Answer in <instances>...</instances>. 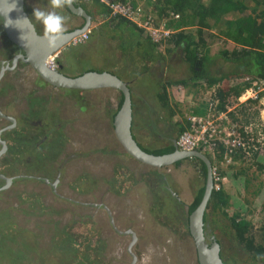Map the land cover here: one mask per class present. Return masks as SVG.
<instances>
[{
	"label": "rangeland",
	"instance_id": "1",
	"mask_svg": "<svg viewBox=\"0 0 264 264\" xmlns=\"http://www.w3.org/2000/svg\"><path fill=\"white\" fill-rule=\"evenodd\" d=\"M26 2L31 8L47 6V0ZM61 11L69 17L67 30L80 21L64 9ZM93 38L94 35L84 45L58 52L64 72L77 73L88 64H95L89 57L78 56L89 52ZM2 40L0 37V44L5 46ZM212 40L230 50L235 46L217 36ZM3 49L0 47V60ZM92 56L104 61L100 51ZM178 67L180 73L187 69ZM175 72L170 70L168 76L176 77ZM34 76L29 68L13 70L5 72L0 83V111L16 119L13 129L21 122L29 124L18 136L25 142L29 161L18 158V146L9 154V164L0 163L4 176L23 178H14L17 180L0 192V264H131L132 236L128 230L136 237L130 247L136 255L134 264H198L185 223L188 207L202 183L195 161L187 159L179 166L161 168L139 163L122 150L113 134L109 109L114 105L107 99L111 91L69 92L39 83ZM242 82L230 80L228 84ZM252 82L249 87L257 92V98L246 100L242 96L244 90L240 99L233 97L222 124L225 132L230 128L245 132L239 131L242 144L235 148L243 156L235 159L233 152L230 161L223 156L212 159L223 178L226 202L209 208L206 231L209 238L214 237L219 243L223 264H264V260L246 256L222 214L250 221L255 233L264 226V171L258 169L264 163V86L262 81H255V86ZM154 88V93L144 92L143 105L159 92ZM204 89L197 101L184 100L186 104H177V109L174 105L175 111L187 121L190 114L205 116L219 111L217 91L214 87ZM187 104H194L198 110ZM143 105L136 108L147 112ZM141 110L133 116V124L140 122ZM244 112L249 115V122L244 121ZM9 124L0 117V128ZM50 128L55 131L48 136ZM157 145L154 140L142 146ZM168 186L179 200L170 199ZM30 204L32 207L27 208ZM64 231L70 233L68 240ZM63 236L65 250L61 249Z\"/></svg>",
	"mask_w": 264,
	"mask_h": 264
},
{
	"label": "trees",
	"instance_id": "2",
	"mask_svg": "<svg viewBox=\"0 0 264 264\" xmlns=\"http://www.w3.org/2000/svg\"><path fill=\"white\" fill-rule=\"evenodd\" d=\"M87 1L91 3L90 5L92 8L90 7L89 9V3ZM75 2L84 7L90 15H93L92 9H94V11L100 16L109 14L107 7L101 4L98 0H75ZM147 2L153 6H147L146 9L153 12L155 22H159L160 17L167 15V9L180 14L179 19L168 20L166 22L169 27L176 30L175 33L171 34V39H169L172 41L174 40V46L176 45L181 51V53L177 54L178 62L176 65L180 67H187V69L189 68L187 79H183V76L178 74V83L185 84L191 82L192 79H202L208 86L218 84L216 88V96L219 98V104L217 107L218 110L225 111L226 108L229 107L228 105L232 103V98L238 97L243 90L249 87L253 80L258 79L264 81V0H155L154 2L147 0ZM157 6L162 9V12L159 15L153 10L156 9L155 7ZM64 10L68 12L66 8H64ZM69 15L72 14L69 13ZM111 18L118 20L122 19L124 21L127 20L124 18ZM127 21L130 22L129 20ZM139 30L142 31L140 28ZM142 32L144 33V31ZM91 33H93L92 30ZM215 36L222 38L224 42L229 41L234 43V48L230 50L223 46L214 44L212 38ZM58 60L59 57L57 58V61ZM23 68H29L30 71L34 73L35 81L38 79L39 83L43 82L46 85H49L42 81L41 78L35 74L33 69L25 63L20 62L14 72L21 71ZM230 80H233L234 82L242 80L244 82H242L241 85H229L228 82ZM2 90L3 87L0 88V92ZM66 91L71 92L77 90ZM27 97L31 96L27 95ZM121 103L122 94L118 97L116 109H109V112L111 113V123ZM232 113L231 115L233 116ZM38 115L39 113H37V117H39ZM243 116L244 121L249 122V119H247L249 115L246 112L243 113ZM46 117L47 119L50 118L48 115ZM233 119L235 120V117ZM28 127V123L21 122V124H19L15 129L2 132L1 135H5L4 140L8 146V154L6 153L5 156H2L0 163L10 162L9 154L12 153L18 146L20 147L21 152L18 154V158L21 161H29V157L26 154L27 147L23 145L25 142L22 141L23 139L18 137L19 134ZM53 131H55V129L50 128L47 135L51 136ZM181 131H183L182 128L179 129V133ZM245 135L246 134H243V136ZM30 143L34 144L35 142L34 140H30ZM140 147L149 153L157 155L169 153L174 150L172 146L153 150L145 148L141 145ZM224 147L225 146H219L220 152L217 153V157L223 156V152L225 150ZM242 156V154L238 152L236 153V151L233 153V157L235 159H240ZM207 157L212 164V159L208 155ZM188 159L189 161H195V165L197 166L202 179V183L194 196V200L188 207L189 216V214L199 204L203 195L206 166L197 158ZM183 161L185 160H178L173 165L179 166ZM258 169L264 171V163H260L258 165ZM16 180L17 179H14L13 183ZM37 180L40 181V179ZM2 181L3 180L0 178L1 184ZM3 191L4 190L0 192ZM167 193L170 194L171 200L173 198L176 199L169 190ZM37 202L40 203V201ZM225 202L226 194L223 188L219 191L212 190L204 213L205 232H207L206 225L208 222L207 217L209 208L214 209L220 207L224 205ZM31 207L32 204L27 205V208ZM222 214L228 220L230 228L234 232L235 239L244 247L243 249L246 252L247 257L257 259L258 254L264 255V226H261L259 232L255 233L252 231L250 221L243 218L238 219L237 216H227L225 213ZM185 223L187 233L190 235L188 229V217ZM64 233L66 235L65 238L68 240L70 237L68 234L70 233L67 231H64ZM63 245L64 236L61 238V249L65 250V248H62Z\"/></svg>",
	"mask_w": 264,
	"mask_h": 264
},
{
	"label": "water",
	"instance_id": "3",
	"mask_svg": "<svg viewBox=\"0 0 264 264\" xmlns=\"http://www.w3.org/2000/svg\"><path fill=\"white\" fill-rule=\"evenodd\" d=\"M15 3L16 9L8 13V18L15 21L17 19L29 17L26 10V1L15 0ZM65 8L70 14L78 17L81 21L71 30L66 31L55 48L48 47L47 42L43 37V33L37 30L33 21L19 20L16 23L20 28L16 26L6 27L4 24V17L0 14L1 27L7 40L14 44L19 50V52L13 56L10 63L2 62L0 66V83L5 72L14 70L20 61L29 65L42 81L58 89L77 91L112 89L119 91L122 94V103L112 119V128L118 144L128 156L141 164L153 168L171 166L176 161L185 158H197L205 164L206 177L203 195L199 204L188 216V229L196 250L198 263L223 264L219 243L214 237H212V241L209 244L204 230V213L213 189L211 173L212 164L207 155L198 150L184 151L177 148L172 152L159 155L145 151L140 147L132 134V96L131 90L124 80L109 71L88 70L79 75L71 76L67 75L60 69L50 68L47 65V60L50 56L58 53L61 49L66 47L74 37L87 31L92 25V16L84 7L78 5L75 0L72 6ZM0 116L10 122L6 127L0 128L1 157L8 148L6 141L2 139L1 134L6 129L14 128L16 126V119L12 116L3 114L1 111ZM20 177H22V175L5 177L0 173V178L6 180V185L0 187V191L7 188L13 182L12 180H14V178ZM45 181L48 182L47 179H45ZM57 181L58 179L55 180L53 185H55ZM172 194L177 196L175 192H172ZM128 232H131L134 237V232L131 230H128ZM132 243L129 245V252L132 256L131 264H134L136 261V255L130 251Z\"/></svg>",
	"mask_w": 264,
	"mask_h": 264
},
{
	"label": "crops",
	"instance_id": "4",
	"mask_svg": "<svg viewBox=\"0 0 264 264\" xmlns=\"http://www.w3.org/2000/svg\"><path fill=\"white\" fill-rule=\"evenodd\" d=\"M130 1L134 5L141 4L143 8L147 6L153 7L147 0ZM87 2L89 3L90 9L91 3L89 1ZM155 8L156 9H153L154 12L159 15L162 9L158 8V6ZM92 10L91 30L93 33L90 35V39L94 35V38L91 40V42H93L92 48L89 47V52L85 55L78 54V56L85 59L89 57L96 65L88 64L80 69L79 72L73 74H69L66 71L63 72L67 75L76 76L88 70H95L109 71L117 75L128 84L131 90L133 116L141 110L136 108V106L143 105V100L141 102V99L143 98L144 92L146 90H152V93H154V86H156L159 92L154 94L153 100L146 101L145 104L147 105H143L146 106L147 112L141 110V120L138 124H133L132 134L141 146L145 145L147 142L154 143L155 140L158 145L153 148H148L151 150L161 149L171 145L164 140V136L167 135L164 130L165 127L171 126V128L177 132L176 137L179 133V129H186L188 127V121L179 115L178 110L175 111V107L177 109L178 105L190 103L192 100L193 102L194 100L197 101L202 94L200 92L202 90L205 91L204 88L213 89L214 87L216 90L218 84L208 86L202 79H192L191 82L185 84L178 83L177 78H179V75L183 76V79H187L189 68L184 71L185 73H180L181 69L176 64L178 62L177 54L181 53V51L176 45L174 46V40L172 41L170 38L163 46H158L140 31L139 27L135 24L127 20L124 21L122 19L118 20L111 18L109 14L100 16L94 9ZM120 41H124L126 44L122 45ZM97 45V49L100 50H96L95 47ZM70 47L71 46H66L60 51ZM97 51L101 52L103 56L102 60L104 61H96L94 59L92 54L97 53ZM170 70L176 71V77L170 78L168 76ZM177 72L180 74L178 75ZM150 85H153V87H149ZM109 91H111V95H109L107 99L113 103V110H115L118 97L121 93L112 89ZM235 99H237V97ZM209 104H211V101ZM193 105L187 104L189 107H194ZM194 108L196 111L198 110L197 107ZM193 112L192 110V113ZM177 114L180 116L179 120L176 119ZM174 117L176 122L175 120L174 122L172 121ZM146 137H150V140H145Z\"/></svg>",
	"mask_w": 264,
	"mask_h": 264
},
{
	"label": "built area",
	"instance_id": "5",
	"mask_svg": "<svg viewBox=\"0 0 264 264\" xmlns=\"http://www.w3.org/2000/svg\"><path fill=\"white\" fill-rule=\"evenodd\" d=\"M101 4L107 7L110 17L124 18L137 25L156 45L166 43L176 30L169 27L166 22L168 20H177L180 14L169 9L166 10L167 15L159 18V22H155V17L152 11L143 8L141 4L134 5L130 0H98ZM154 2L155 0H150ZM158 19V18H157ZM91 27L82 34L74 37L67 46H77L85 43L90 36ZM57 53L50 56L47 60V65L50 68H57L56 62ZM263 80H254L252 84L255 86ZM263 91L264 88L262 87ZM246 100L256 99L257 92L252 87L246 88L242 95ZM237 99H240L238 96ZM229 108L225 111H216V113H206L205 116L190 114L188 116V127L183 129L176 138V146L179 150L191 151L198 150L208 155L215 160L219 153V146H225L223 158L228 161L232 158V153L237 146L241 145L240 133L243 130L235 131V128H230L225 132L222 124L226 121ZM223 131V132H222ZM225 132V135H224ZM223 133V134H222ZM245 133V132H243ZM212 183L213 190L219 191L223 183V178L220 177L216 166L212 164Z\"/></svg>",
	"mask_w": 264,
	"mask_h": 264
},
{
	"label": "clouds",
	"instance_id": "6",
	"mask_svg": "<svg viewBox=\"0 0 264 264\" xmlns=\"http://www.w3.org/2000/svg\"><path fill=\"white\" fill-rule=\"evenodd\" d=\"M74 0H47V6H36L33 8L32 17H25L23 19H17L13 21L8 18V13L16 9L15 0H0V14L4 17V24L6 27L18 26L16 23L19 20H32L38 22L43 29V37L47 42L48 47L55 48L58 41L62 39L67 31V23L69 17L64 15L61 10L65 7L72 6ZM23 39V38H22ZM58 58V53L56 56V62ZM57 69L58 62H57ZM58 89V88H57ZM213 190V189H212ZM257 259L264 260V255H257Z\"/></svg>",
	"mask_w": 264,
	"mask_h": 264
},
{
	"label": "flooded vegetation",
	"instance_id": "7",
	"mask_svg": "<svg viewBox=\"0 0 264 264\" xmlns=\"http://www.w3.org/2000/svg\"><path fill=\"white\" fill-rule=\"evenodd\" d=\"M26 1V0H25ZM26 10H27V12H28V14H29V17H32V13H33V8H31L29 5H27V2H26ZM71 16H74V15H71ZM32 21H34V20H32ZM34 24H35V26H36V28H37V30L39 31V32H41V33H43V31L41 30V25L39 24V23H36V21H34ZM0 37L1 38H4V40H2V41H4L3 43H5L4 45L5 46H3V45H1L0 44V47H4V49H3V51H4V56H3V58H2V60H0L1 62V64H2V62H11V59L13 58V56L17 53V52H19V50H18V48L14 45V44H12L9 40H7V38H6V35H5V33H4V31H3V29H2V27H1V19H0ZM15 46V47H14ZM58 62V68L60 69V70H64L65 69V66L62 64V63H60V61H57ZM19 63H20V61H19ZM18 63V64H19ZM18 67V66H17ZM6 72H12V71H6ZM3 78V77H2ZM53 87V86H52ZM1 117V116H0ZM110 117V116H109ZM110 121H111V117H110ZM132 126H133V123H132ZM3 127H6V125L5 126H3ZM3 127H1V128H3ZM11 129H13V128H11ZM11 129H6V130H4V131H8V130H11ZM165 131H166V134L167 135H165L164 136V140L168 143V144H171V145H169V146H172L173 148H174V150L177 148V146H176V131L174 130V129H172L171 128V126L169 127H165V129H164ZM3 131V132H4ZM1 137H2V139L4 140L5 138H4V136H2L1 135ZM154 139V138H153ZM152 139V140H153ZM151 140V141H152ZM140 145V144H139ZM169 146H166V147H169ZM163 148H165V147H163ZM178 149V148H177ZM7 150H8V148H7ZM6 150V151H7ZM173 150V151H174ZM6 153L7 152H5L4 154H2V156H5L6 155ZM2 156L0 157V160H1V158H2ZM186 159H188V158H185V159H181V160H186ZM155 175H156V172H155ZM6 177V176H5ZM3 181H2V186H4V185H6V180L5 179H2ZM13 181V180H12ZM167 189L170 191V193L172 194V192H175L170 186H168L167 187ZM176 193V192H175ZM173 195V194H172ZM176 195H177V193H176ZM175 198H176V200H179L178 199V195L177 196H175V195H173ZM111 221H112V219H111ZM133 232V231H132ZM130 234H131V236H132V241H133V239H134V241L136 240V237H135V235H134V237H133V234L131 233V232H129ZM206 238H207V241H208V243L210 244L211 243V241H212V237L211 238H209L208 236H207V232H206ZM199 264V263H198Z\"/></svg>",
	"mask_w": 264,
	"mask_h": 264
}]
</instances>
